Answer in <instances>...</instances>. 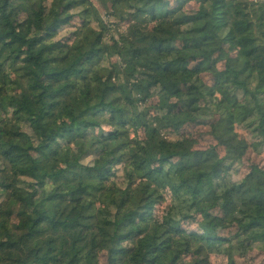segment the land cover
Segmentation results:
<instances>
[{"label": "trees", "instance_id": "obj_1", "mask_svg": "<svg viewBox=\"0 0 264 264\" xmlns=\"http://www.w3.org/2000/svg\"><path fill=\"white\" fill-rule=\"evenodd\" d=\"M166 1L104 0L109 22L127 24L115 39L91 0H0V264H100L102 254L107 264H209L255 244L264 252V170L230 177L249 148L235 126L264 143V0ZM75 18L70 45L58 35ZM207 120L223 156L180 133ZM70 146L80 156L58 171L33 157Z\"/></svg>", "mask_w": 264, "mask_h": 264}, {"label": "rangeland", "instance_id": "obj_2", "mask_svg": "<svg viewBox=\"0 0 264 264\" xmlns=\"http://www.w3.org/2000/svg\"><path fill=\"white\" fill-rule=\"evenodd\" d=\"M92 3L97 7L99 10L100 17H104L105 24H109V35L111 37H114L115 39L118 38L119 34H122L125 32L127 28V24L122 23L120 21H116L115 17L111 18V21L109 22V16H108V9L110 7V4L104 2V0H91ZM218 1V0H215ZM14 3H18L15 1ZM167 6L170 8H173L175 4V0H167L166 1ZM184 11L186 13H195L197 11V5L194 2L188 3L184 7ZM80 24L79 19L75 18L71 21V23L68 26H65L61 29L58 35V39H61L65 43H68L70 45H74L76 42L75 37L71 35L73 33L74 28L77 27ZM96 28L94 24H92ZM108 39V38H107ZM224 47L226 50L231 53V56H237L240 55V51L237 49H230L227 44L224 43ZM218 68H222V63L215 64ZM189 66H193L192 63L189 64ZM201 79L207 86L212 85V77L209 74L203 73L201 74ZM207 121H204L200 124H194V125H186L183 129H181L180 133L182 135L188 136L189 138H193L196 141V149L199 150H206L210 148H217L219 155L223 156L224 152L223 149L217 146V141L213 140L209 135L208 131L209 128L207 126ZM109 128L103 127L99 134L108 132ZM235 131L239 138L245 140L249 144V148L247 149V152L241 162L233 167L232 172L230 173V177L232 181L238 182L240 181L248 172L249 168L252 165H258L264 170V143L261 144V146H257L255 148V143H257V140L251 136L250 131L243 128L242 126H235ZM132 136V135H130ZM175 136H171L170 139H175ZM79 152L72 146L63 148L59 154L56 157H52L50 154L45 152L44 154H33V157L36 158L42 168L45 169H53L54 171H58L60 168L64 166V162L67 158H77L79 157ZM93 158H88L84 161L85 164L89 163ZM117 170L119 167L116 168ZM120 170V169H119ZM9 178H11V174H9ZM117 177H121V173H117ZM117 180V179H116ZM121 181V180H119ZM53 182L50 181L48 183H45V191L48 193L50 190V184ZM24 185L21 184V187ZM6 200L7 195L2 196L0 198V211L7 210L6 206ZM170 204V195H166V199L164 202L158 204L155 207L154 210V218L160 219V217L165 214L169 208ZM216 216L219 218L218 226H219V234L222 236H229L234 232V228L229 230H223V222L221 220L222 217H220L219 213L216 212ZM9 222L15 223L16 217L15 214H10ZM182 227L186 229L187 231H197L195 224H182ZM192 259V258H191ZM185 261H189V258H186ZM108 259L106 258L105 254H102L99 259L100 264H107ZM209 264H264V252L263 250L255 244L251 250H247L245 254L239 255L236 254L233 256V258L228 262L225 256H217V255H210L209 257Z\"/></svg>", "mask_w": 264, "mask_h": 264}]
</instances>
